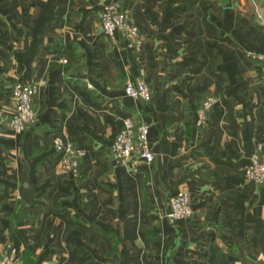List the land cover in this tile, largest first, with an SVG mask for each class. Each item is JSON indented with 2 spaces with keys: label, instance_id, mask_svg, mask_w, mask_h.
Returning <instances> with one entry per match:
<instances>
[{
  "label": "crops",
  "instance_id": "obj_1",
  "mask_svg": "<svg viewBox=\"0 0 264 264\" xmlns=\"http://www.w3.org/2000/svg\"><path fill=\"white\" fill-rule=\"evenodd\" d=\"M113 2L141 33L138 53L100 29ZM255 55L264 0H0V246L17 264H264V184L244 174L257 144L264 154ZM141 68L147 101L124 93ZM17 80L36 85V121L22 133L8 126ZM125 118L148 125L151 163L111 157ZM53 139L83 151L76 175ZM179 190L193 214L173 220Z\"/></svg>",
  "mask_w": 264,
  "mask_h": 264
},
{
  "label": "built area",
  "instance_id": "obj_2",
  "mask_svg": "<svg viewBox=\"0 0 264 264\" xmlns=\"http://www.w3.org/2000/svg\"><path fill=\"white\" fill-rule=\"evenodd\" d=\"M99 24L102 33L110 38L117 33L121 41L126 42L127 47L135 53L141 49L142 36L137 26L132 22L128 12L116 3H106L99 14ZM264 61V55H255ZM144 70L140 69V75L125 82L124 93L134 99L147 101L152 95L148 82L142 77ZM36 93V85L17 80L11 87L10 99L12 103L11 115L8 126L16 133H22L36 121V111L33 106V98ZM214 97L206 96L197 109L196 124L203 127L206 124L207 114L214 104ZM148 125L135 123L130 118L123 120V125L110 145V155L118 163H126L136 154L139 158L151 163L154 153L147 141ZM54 149L61 154L60 166L63 171L76 175L79 171L80 160L83 151L70 142H61L53 139ZM245 177L254 183L264 184V154L261 145L257 144L250 157V162L244 170ZM170 213L168 216L175 220L191 217L193 208L190 204V196L186 190H179L169 200ZM0 264H17V251L10 244L0 246Z\"/></svg>",
  "mask_w": 264,
  "mask_h": 264
},
{
  "label": "water",
  "instance_id": "obj_3",
  "mask_svg": "<svg viewBox=\"0 0 264 264\" xmlns=\"http://www.w3.org/2000/svg\"><path fill=\"white\" fill-rule=\"evenodd\" d=\"M31 193L32 190L29 187L28 184V166L25 165L23 168V172H22V177H21V182H20V187H19V194L20 197L22 198V200L26 203H30L31 202ZM169 201H167L166 204V211L169 214L170 213V206H169Z\"/></svg>",
  "mask_w": 264,
  "mask_h": 264
},
{
  "label": "trees",
  "instance_id": "obj_4",
  "mask_svg": "<svg viewBox=\"0 0 264 264\" xmlns=\"http://www.w3.org/2000/svg\"><path fill=\"white\" fill-rule=\"evenodd\" d=\"M20 203H22L21 201H20ZM23 204V203H22Z\"/></svg>",
  "mask_w": 264,
  "mask_h": 264
}]
</instances>
